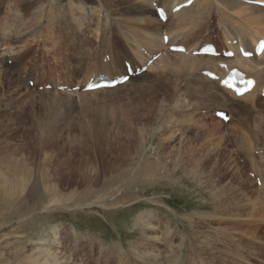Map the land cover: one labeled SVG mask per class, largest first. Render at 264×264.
<instances>
[{"label": "rangeland", "instance_id": "obj_1", "mask_svg": "<svg viewBox=\"0 0 264 264\" xmlns=\"http://www.w3.org/2000/svg\"><path fill=\"white\" fill-rule=\"evenodd\" d=\"M212 12L197 45L213 44L224 58ZM60 15L47 11L35 26L27 0H0V264H264V204L251 164L264 163L255 132L264 129V96L240 102L249 110L238 114L162 93L156 72L92 95L83 91L90 77L120 70L107 57L108 33L93 22L50 27ZM177 102L184 109L175 111Z\"/></svg>", "mask_w": 264, "mask_h": 264}, {"label": "bare ground", "instance_id": "obj_2", "mask_svg": "<svg viewBox=\"0 0 264 264\" xmlns=\"http://www.w3.org/2000/svg\"><path fill=\"white\" fill-rule=\"evenodd\" d=\"M64 1L66 3L64 6H62ZM186 1L187 0H27V12L32 24L35 26L40 24V21L43 20H40V18H42L43 15H45V13L49 11L52 13V15H54L55 13H61L60 18H58L56 22H52L55 24L51 23L50 27H53L55 25L59 26L58 28H60L62 25H68V22L71 28L81 30L84 29L87 25L91 24V22H93V24L96 26V31H99L100 29L108 33V36H106L107 39H105L107 41V48H109L110 53L107 57H112V61L118 63L117 66L120 70L115 75L107 72L96 73L88 79L86 84L97 76L106 77L107 79L112 80L117 77L126 75L127 64L132 71V76L129 81H136L146 76L145 73L136 75L137 71L143 70V72L147 73L156 72V80L159 83V90H161L162 93H168V89L172 90L173 93H170L171 97H175L177 96V94H181L183 91V93L186 94L188 97H201L204 101H207L213 106H221L227 108L230 111H233L234 113L240 114L242 112H245L246 110H249L247 107L241 109L239 103L246 101L249 102V104H253L257 96H260V94L264 92V50L260 55H256L254 53V47L257 42L259 40L264 39V7L248 4L245 2L248 0H194L189 6H185L184 4ZM249 1L264 2V0ZM89 6H91V9H89ZM157 7L161 8L164 12V20H161L158 17L156 13ZM52 10H55L56 12H52ZM212 10L218 16L216 17L218 18V25L220 27L225 45L227 46V50L230 51L232 54L231 56L225 58H218L206 55H193V52L198 51L202 46V44L199 46L197 45L200 37L197 31L208 30L210 24L215 21L213 15L211 14ZM202 19H204V21H208V19H210V21L208 24H206V22H203ZM65 22L66 24H64ZM85 31L82 33L85 34ZM164 36L167 37V43L163 42ZM70 38L71 37H69L68 39ZM177 40H183L185 44H176L175 42ZM177 45L184 47V52L176 53L171 52L169 50V47ZM118 46H122L123 53L120 54L116 50ZM115 50L117 52H115ZM243 51L250 52L252 55L244 56L241 53ZM110 54H112V56ZM120 55H122V57H120ZM154 56L157 57L155 60L152 59ZM232 69H236L237 71L241 72L244 75V78L254 79V85L252 89L240 97H236L231 92V90L226 87L225 84H222V81L225 79V77L229 75V72ZM125 86L126 84L118 85L113 89H99V91H94L92 95L97 94L99 92L109 94L110 92L114 93ZM144 89L145 88L143 86L138 88V90L140 91H143ZM181 95L179 96L181 97ZM178 99L180 100V98ZM182 102H177L173 104V108L175 109V111L179 108L184 109L185 106L183 107ZM216 111L220 110H215V112ZM246 122L247 120L243 118L239 119L240 126L242 125L246 127ZM255 132L257 136L259 134L261 135V137L264 138V129L260 128L257 129V131ZM239 147L240 149L242 148L241 146ZM246 150H248V148ZM247 157L249 158L250 155ZM247 157L246 159H248ZM260 157L262 156L260 155ZM254 160L251 162L252 168L254 170V174L259 177L258 180L261 181V186L255 189L256 193L258 194L257 199L261 204H264V163L262 166L259 167V165L256 164L258 161L256 160V162ZM196 165L197 162H191L192 169L189 172V175L193 177H197L200 174L195 171ZM218 199L220 202L221 199L217 198V200ZM211 200L214 203L216 202L215 197L211 196ZM146 213L144 214L146 217L151 215H146ZM143 218L144 217L138 216L137 221L141 222ZM232 222L233 224L238 223L237 220H234ZM142 223L143 225H145V227L148 225L150 226L147 221L146 223L142 221ZM143 225L140 229H142ZM237 227L243 228L246 226L239 225ZM251 227L254 226L251 225ZM224 234L225 233H223V235ZM23 249L24 246H21L19 250H14L15 256L17 257V255H20ZM135 252L138 253V251ZM43 253H45L44 258L50 256V254H46V252L44 251ZM22 257L23 259H27V255ZM174 258H172L170 261L175 262L176 259ZM148 262L146 261V263ZM159 263L161 264V262Z\"/></svg>", "mask_w": 264, "mask_h": 264}, {"label": "water", "instance_id": "obj_3", "mask_svg": "<svg viewBox=\"0 0 264 264\" xmlns=\"http://www.w3.org/2000/svg\"><path fill=\"white\" fill-rule=\"evenodd\" d=\"M100 80H102V78L96 79V80H94V82H97V81H100Z\"/></svg>", "mask_w": 264, "mask_h": 264}]
</instances>
